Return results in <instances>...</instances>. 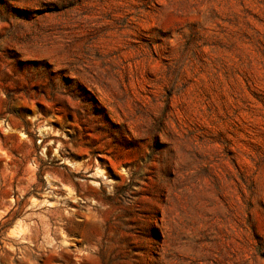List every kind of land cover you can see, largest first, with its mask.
<instances>
[{
  "label": "rangeland",
  "instance_id": "374dc122",
  "mask_svg": "<svg viewBox=\"0 0 264 264\" xmlns=\"http://www.w3.org/2000/svg\"><path fill=\"white\" fill-rule=\"evenodd\" d=\"M0 264H264V0H0Z\"/></svg>",
  "mask_w": 264,
  "mask_h": 264
}]
</instances>
